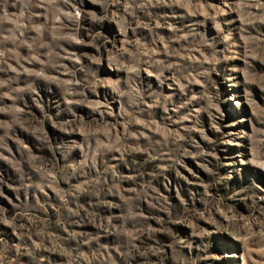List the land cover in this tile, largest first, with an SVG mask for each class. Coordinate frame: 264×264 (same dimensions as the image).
<instances>
[{"label":"rangeland","instance_id":"374dc122","mask_svg":"<svg viewBox=\"0 0 264 264\" xmlns=\"http://www.w3.org/2000/svg\"><path fill=\"white\" fill-rule=\"evenodd\" d=\"M0 264H264V0H0Z\"/></svg>","mask_w":264,"mask_h":264}]
</instances>
